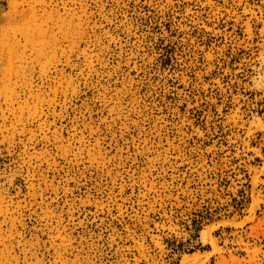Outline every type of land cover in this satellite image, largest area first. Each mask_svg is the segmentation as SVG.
Instances as JSON below:
<instances>
[{
  "label": "rangeland",
  "instance_id": "1",
  "mask_svg": "<svg viewBox=\"0 0 264 264\" xmlns=\"http://www.w3.org/2000/svg\"><path fill=\"white\" fill-rule=\"evenodd\" d=\"M0 264H264V0H0Z\"/></svg>",
  "mask_w": 264,
  "mask_h": 264
},
{
  "label": "bare ground",
  "instance_id": "2",
  "mask_svg": "<svg viewBox=\"0 0 264 264\" xmlns=\"http://www.w3.org/2000/svg\"><path fill=\"white\" fill-rule=\"evenodd\" d=\"M193 256V255H192ZM183 262V261H182Z\"/></svg>",
  "mask_w": 264,
  "mask_h": 264
}]
</instances>
